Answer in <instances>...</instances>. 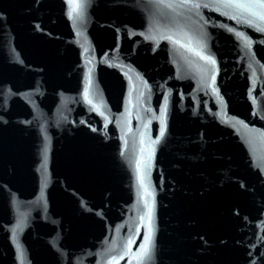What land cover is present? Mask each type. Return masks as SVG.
Masks as SVG:
<instances>
[{"label": "water", "instance_id": "95a60500", "mask_svg": "<svg viewBox=\"0 0 264 264\" xmlns=\"http://www.w3.org/2000/svg\"><path fill=\"white\" fill-rule=\"evenodd\" d=\"M0 264H264V0H0Z\"/></svg>", "mask_w": 264, "mask_h": 264}]
</instances>
